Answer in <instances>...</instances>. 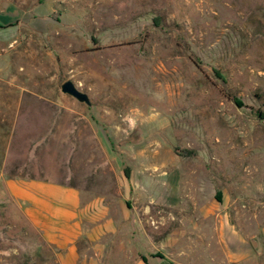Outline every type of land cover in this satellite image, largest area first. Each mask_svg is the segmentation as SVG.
Masks as SVG:
<instances>
[{"label":"rangeland","instance_id":"374dc122","mask_svg":"<svg viewBox=\"0 0 264 264\" xmlns=\"http://www.w3.org/2000/svg\"><path fill=\"white\" fill-rule=\"evenodd\" d=\"M62 1L0 30V264H58L14 177L105 197L117 232L79 264H264V0Z\"/></svg>","mask_w":264,"mask_h":264},{"label":"crops","instance_id":"0c3cea01","mask_svg":"<svg viewBox=\"0 0 264 264\" xmlns=\"http://www.w3.org/2000/svg\"><path fill=\"white\" fill-rule=\"evenodd\" d=\"M30 2L32 7L27 10L25 8L27 0H7L5 3L0 0V30L17 28L26 16H30L32 22H50L51 13L63 3L62 0ZM165 166L168 165L152 164V172L145 175V180L163 181L166 176L168 181H175L174 169L171 167L165 171ZM154 170L160 173L153 174ZM5 186L8 196L18 204L25 218L40 235L42 242L56 250L58 264L80 263L84 249L82 239L91 244L93 250L91 262L103 261L110 239L117 232L119 220L113 215L104 196L93 193L79 184L57 182L41 177L8 178ZM159 192L158 196V190L155 189L152 197L166 199L175 197L173 189ZM157 263L170 264L163 258L158 259Z\"/></svg>","mask_w":264,"mask_h":264},{"label":"water","instance_id":"95a60500","mask_svg":"<svg viewBox=\"0 0 264 264\" xmlns=\"http://www.w3.org/2000/svg\"><path fill=\"white\" fill-rule=\"evenodd\" d=\"M62 92L65 94H68L75 99H77L80 102H84L88 105H90V99L89 96L82 92L73 82L68 81L63 84L62 86Z\"/></svg>","mask_w":264,"mask_h":264},{"label":"trees","instance_id":"16d2710c","mask_svg":"<svg viewBox=\"0 0 264 264\" xmlns=\"http://www.w3.org/2000/svg\"><path fill=\"white\" fill-rule=\"evenodd\" d=\"M217 74H218V76L222 77L221 73L217 72ZM235 101H236L237 104H239V105L241 104L239 100L235 99ZM125 175H126L127 177L129 176L128 171H126ZM81 242H82V244H83V243H86V242H88V241H87L86 239H82ZM143 261H144L145 264H149L146 258H143Z\"/></svg>","mask_w":264,"mask_h":264},{"label":"clouds","instance_id":"9594fccd","mask_svg":"<svg viewBox=\"0 0 264 264\" xmlns=\"http://www.w3.org/2000/svg\"><path fill=\"white\" fill-rule=\"evenodd\" d=\"M126 120H127V122H128V124H129L130 127H132V128H135L136 127V123L137 122H136L135 119L126 117Z\"/></svg>","mask_w":264,"mask_h":264}]
</instances>
